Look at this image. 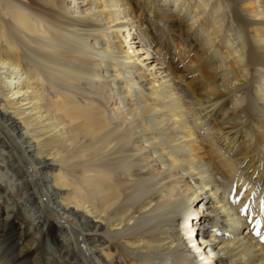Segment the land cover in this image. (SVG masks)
Segmentation results:
<instances>
[{"label":"bare ground","instance_id":"6f19581e","mask_svg":"<svg viewBox=\"0 0 264 264\" xmlns=\"http://www.w3.org/2000/svg\"><path fill=\"white\" fill-rule=\"evenodd\" d=\"M0 156L10 240L29 202L83 264H264V0H0Z\"/></svg>","mask_w":264,"mask_h":264},{"label":"rangeland","instance_id":"374dc122","mask_svg":"<svg viewBox=\"0 0 264 264\" xmlns=\"http://www.w3.org/2000/svg\"><path fill=\"white\" fill-rule=\"evenodd\" d=\"M128 39L130 38L128 37ZM134 39L138 40L140 37L135 36ZM130 45L131 49H136L140 46L139 42L135 40H130ZM151 47H153V45L149 46L150 49H152ZM153 53L154 52L151 51V55ZM150 57L151 59L153 58L152 56ZM9 139V137H6V141ZM6 144L8 146L7 149L17 145L13 142L10 146L8 141ZM1 162L2 160L0 159V175H2V178L7 181L10 178V173L4 171ZM47 168L48 167L46 166L41 167L40 176L42 178L49 179L50 172ZM46 187L49 191H55L50 185H47ZM261 193L263 194L264 191ZM8 201L9 199L4 196L3 191L0 190V208L2 209ZM27 205L28 207H25V210L20 209L18 211L15 225L22 231L14 241L6 238L8 237L7 234H2V231L0 230V264H83L79 258L78 252L71 251L69 254L64 253L59 255L55 250V245L49 243L45 236V231L47 230L48 222L50 220L48 214L43 212L42 209H37L33 203L28 202ZM255 208L256 206H253V213H256V215L260 217V211H257ZM196 209L197 205L195 206V213L199 215V210ZM27 211H30V213L35 211L33 215L35 218L34 225H30L28 221L25 220L26 215L28 214Z\"/></svg>","mask_w":264,"mask_h":264},{"label":"snow or ice","instance_id":"6c2138e0","mask_svg":"<svg viewBox=\"0 0 264 264\" xmlns=\"http://www.w3.org/2000/svg\"><path fill=\"white\" fill-rule=\"evenodd\" d=\"M262 239H264V237H261Z\"/></svg>","mask_w":264,"mask_h":264}]
</instances>
